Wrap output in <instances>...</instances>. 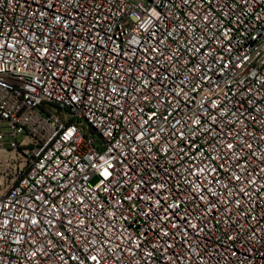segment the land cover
<instances>
[{
    "label": "built area",
    "instance_id": "2783aa9c",
    "mask_svg": "<svg viewBox=\"0 0 264 264\" xmlns=\"http://www.w3.org/2000/svg\"><path fill=\"white\" fill-rule=\"evenodd\" d=\"M0 264H264V0H0Z\"/></svg>",
    "mask_w": 264,
    "mask_h": 264
},
{
    "label": "rangeland",
    "instance_id": "374dc122",
    "mask_svg": "<svg viewBox=\"0 0 264 264\" xmlns=\"http://www.w3.org/2000/svg\"><path fill=\"white\" fill-rule=\"evenodd\" d=\"M96 182V180H93L92 183L94 184Z\"/></svg>",
    "mask_w": 264,
    "mask_h": 264
},
{
    "label": "snow or ice",
    "instance_id": "6c2138e0",
    "mask_svg": "<svg viewBox=\"0 0 264 264\" xmlns=\"http://www.w3.org/2000/svg\"><path fill=\"white\" fill-rule=\"evenodd\" d=\"M94 258V257H93Z\"/></svg>",
    "mask_w": 264,
    "mask_h": 264
}]
</instances>
